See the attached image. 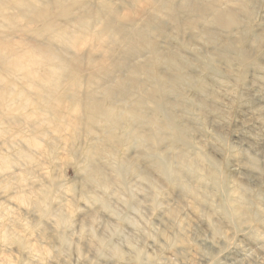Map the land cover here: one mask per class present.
I'll return each instance as SVG.
<instances>
[{
    "label": "clouds",
    "instance_id": "9594fccd",
    "mask_svg": "<svg viewBox=\"0 0 264 264\" xmlns=\"http://www.w3.org/2000/svg\"><path fill=\"white\" fill-rule=\"evenodd\" d=\"M0 264H264V0H0Z\"/></svg>",
    "mask_w": 264,
    "mask_h": 264
}]
</instances>
